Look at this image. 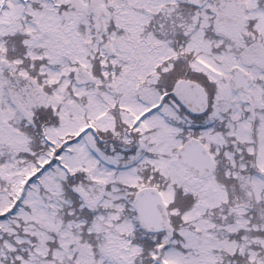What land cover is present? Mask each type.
<instances>
[{
    "label": "snow or ice",
    "instance_id": "snow-or-ice-1",
    "mask_svg": "<svg viewBox=\"0 0 264 264\" xmlns=\"http://www.w3.org/2000/svg\"><path fill=\"white\" fill-rule=\"evenodd\" d=\"M0 264H264V0H0Z\"/></svg>",
    "mask_w": 264,
    "mask_h": 264
}]
</instances>
